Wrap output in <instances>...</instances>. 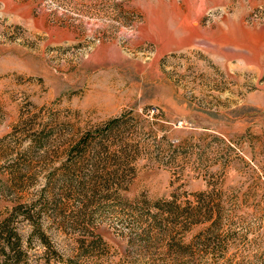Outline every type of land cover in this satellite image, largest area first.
<instances>
[{
	"label": "rangeland",
	"instance_id": "374dc122",
	"mask_svg": "<svg viewBox=\"0 0 264 264\" xmlns=\"http://www.w3.org/2000/svg\"><path fill=\"white\" fill-rule=\"evenodd\" d=\"M0 264H264V0H0Z\"/></svg>",
	"mask_w": 264,
	"mask_h": 264
}]
</instances>
